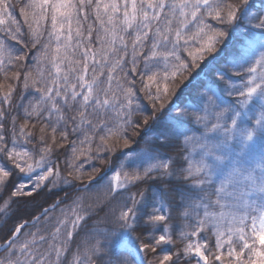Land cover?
<instances>
[{"label":"snow or ice","instance_id":"snow-or-ice-1","mask_svg":"<svg viewBox=\"0 0 264 264\" xmlns=\"http://www.w3.org/2000/svg\"><path fill=\"white\" fill-rule=\"evenodd\" d=\"M205 62L209 82L166 115ZM93 160L119 170L88 203L0 225V264H264V5L0 0V216L61 184L93 192Z\"/></svg>","mask_w":264,"mask_h":264},{"label":"trees","instance_id":"trees-1","mask_svg":"<svg viewBox=\"0 0 264 264\" xmlns=\"http://www.w3.org/2000/svg\"><path fill=\"white\" fill-rule=\"evenodd\" d=\"M13 3H15V0H13ZM253 3L255 5V8H259L261 5H264V0H253ZM16 16L18 20H22V17L19 15V6H17L16 10ZM215 62H205L202 67L203 71L200 69H193V76L191 78V82L187 84L186 87H183L179 92L178 96L173 99L172 104L170 107L166 110V115L168 116H175L179 113V110L181 108L186 107L188 104L192 102V100L197 95V89L200 87L201 83H207L209 82V74L212 71V68L214 66ZM198 73V74H197ZM19 91V90H18ZM17 103H20L21 101L17 100ZM25 104L27 103V100L23 101ZM145 104H148V101H144ZM149 110L151 108V105L148 104ZM191 111V110H190ZM184 127H187V125H184ZM154 132H149L148 136H154ZM134 140L136 141L131 145V148L135 151H139L140 148L144 147L143 139L142 137H134ZM129 150L127 149H119L117 152V156H119L120 152H127ZM165 152L166 155L172 156L174 159L182 158V150L179 147H174L170 149H164L162 150ZM85 157H81V160H85ZM124 157H120V160H123ZM60 165V171L62 176H67L68 171L70 169L67 168V164L65 161V157L63 155L60 156L59 160L57 161ZM129 162H126V171H131V167L128 166ZM118 164V161L114 160L113 166L104 167L101 165L99 160H93L91 162H88L85 164L83 169V177L84 182L88 183V174L91 172V169L93 166L95 167H101L102 168V175L105 176V179L102 181H99V184H96V182H93L94 184V190L90 193H84L80 192L77 189L73 187H66L63 184H61L59 187H57L52 192H42L39 196L34 197H19L15 198L11 202L10 208L7 210V216H0V225H4L5 230L14 224H16L18 221H21L22 219H31L33 214H38L39 211L42 210V208L49 207L54 201L58 199H65L67 195V199L65 200V203L60 205V208H57L54 213H50V215L55 216L58 215L60 212V209L64 208L67 203H69L74 197L80 195L83 196L84 202L88 203L90 202L94 195H95V188L100 187L107 183V180L114 174V171H118L119 168L116 166ZM71 179V177H69ZM16 182V178H13V183ZM149 184L152 186L153 192H158L163 189H165V185L157 180V181H150ZM171 187V186H169ZM12 191V183L8 185L7 191H3V197L7 198ZM132 191H135V189H132ZM181 222V221H177ZM4 233H0V236H2ZM205 235H208V233H205ZM2 255V253H0Z\"/></svg>","mask_w":264,"mask_h":264}]
</instances>
